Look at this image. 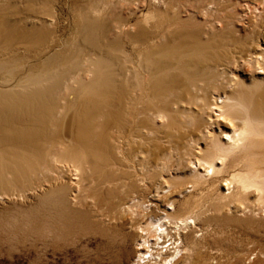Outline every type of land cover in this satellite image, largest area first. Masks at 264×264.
<instances>
[{
  "label": "bare ground",
  "instance_id": "bare-ground-1",
  "mask_svg": "<svg viewBox=\"0 0 264 264\" xmlns=\"http://www.w3.org/2000/svg\"><path fill=\"white\" fill-rule=\"evenodd\" d=\"M244 2L264 18V0ZM224 10L218 9V28L213 19L210 22L211 31L205 33L210 38L204 43H194L192 48L182 45L179 52L171 48L167 54L161 53L167 43L149 37L155 26L151 23L156 22L153 12L142 16L141 29L116 25L117 37L122 33L131 39L133 49L140 48L135 66L128 65L129 54L119 52L115 41L104 39L101 44L93 29L83 39L65 40L56 49L55 37L46 36L48 29L30 30L35 33L31 39L30 33L18 34L25 29L20 24L17 35L8 32L12 24L6 26L7 17L2 19L0 33L6 35L4 39L0 35V55H4L0 59V202L39 198L38 204L53 209L45 214L57 215L52 219L75 218L81 224L95 216L124 219L135 207L137 218L148 221L146 232L153 242L145 239L144 247L147 244L148 262L153 264H176L183 250H195L197 227L205 239L210 226L209 194L218 190L219 183L215 184L220 179L226 178L223 186L228 193L214 192L213 197L221 208L231 199L244 204L254 198L264 205V29L258 38V31L250 30L248 15L247 25L241 23L235 30L239 11L226 15ZM206 12L216 10L209 7ZM32 48L40 59L46 54L43 67L35 72H4L5 66L13 64L12 53L23 49L28 54ZM3 60H7L4 65ZM187 170L194 174L188 183L193 190L183 196L182 213L173 203V212L142 209L147 202L153 204L148 200L151 195L158 202H168L183 193L180 187L163 185L169 179L172 184L184 183L181 177ZM209 185L214 191H209ZM203 187L205 192L197 193ZM167 188V194L160 195ZM87 189L116 204L105 211H95V205L92 213L85 201L92 198L84 195ZM185 230L188 234L183 236Z\"/></svg>",
  "mask_w": 264,
  "mask_h": 264
},
{
  "label": "rangeland",
  "instance_id": "rangeland-1",
  "mask_svg": "<svg viewBox=\"0 0 264 264\" xmlns=\"http://www.w3.org/2000/svg\"><path fill=\"white\" fill-rule=\"evenodd\" d=\"M244 1L245 0H214V3L216 4L215 6L212 4L213 0H0V22L4 25L3 20L7 17L8 20H5L6 26L9 24H12L13 26V23H15L13 27L9 25L10 28L8 27V32L13 31L14 34L16 33L17 35V32L23 27L25 29L21 30V33L18 34H22L21 36L31 34V37L27 36L31 39L34 37L33 35H35V33H32L33 31L46 28L45 31L48 29L46 31V36L49 38L52 36L53 38L55 37L54 44H56H53V46H55L56 49L61 48V44L60 46L57 45L65 40L70 41L71 38L73 39L74 37H77L76 39L80 38L79 40L83 39L86 31L93 29L94 35L96 34L97 38L99 37L98 39L101 44L104 39L111 43L115 41L113 43L119 45V52L123 54V52L126 51L129 54L128 56L130 57H128L129 60H127L128 65H134L135 63L137 65V55L139 54L140 48L133 49L131 39H127L122 33L120 37H117L120 35L118 27L121 26V24L134 25L136 30L141 29L143 27L142 16L150 11L153 12L157 18L155 17L153 19L156 22L151 23L152 25H155L151 28V31L154 34L151 33V36L149 35V37L151 39L153 38L154 41L159 40L160 43H167V47L164 46L166 49L163 48L161 51V53L165 51L164 54H167L168 51H171V48L174 50L176 48V51L179 52L183 48L182 45H188L192 48L194 43H204L209 39L210 37H206L207 35H205V33L211 31L210 22L212 19L214 20L212 23L214 22L215 28H218L217 25H215L219 23L218 19L221 18L218 9L223 8L227 9L224 10L223 13L225 14L227 12L226 15L239 11L240 17L234 18L233 15L235 20L234 27L236 26L235 30H239L241 23L242 25H247L245 16L249 15L253 25V28L251 27L250 30L258 31L257 37L260 38L263 36L259 30L264 29V18L261 19V17H259L258 10H254L253 12V9L245 7ZM209 7L215 9L216 12L213 14L206 12V8ZM241 7L243 11L241 10ZM201 8L203 9L201 10ZM96 12H98V14ZM120 20L123 22L121 21V23ZM115 22L119 23V25L114 24ZM19 24L22 25L20 28ZM41 25H46L48 28L44 26L42 27ZM109 25L113 26L110 27ZM116 25L118 27L115 28ZM138 26L141 27L138 28ZM32 27H34V29ZM232 27L233 26H231L230 29ZM30 30L32 31L31 33ZM228 30H225L226 34ZM25 32L30 34H26ZM1 34L3 33H0V35ZM109 34L113 36H109ZM3 35L2 38H5L6 34ZM39 35V31H37L36 37H39ZM232 37H235V35H232ZM118 39L120 41H118ZM261 41H263L262 38ZM121 44L122 47H120ZM178 45L179 47L181 46V48H178ZM34 49L35 48H32V50L30 49V53L27 51L28 54H25L26 51L23 49L22 51H16L15 54L12 53L10 58H14L13 64H11V66H5L4 72L9 70V72H35V70H39V67H43L46 63V54L45 56L43 55L44 58L41 57V60L35 53L36 49ZM31 53L33 55H31ZM1 55L0 59L4 56L2 53ZM24 58H27L26 61ZM14 60L19 62L15 63ZM27 60H30L29 63H31L28 64ZM6 61L7 60H3L1 64L4 65V62ZM129 62L132 63L130 64ZM14 63L17 66H15ZM21 63L23 64L21 65ZM53 63L55 64L58 62L55 60ZM53 63L51 62V64ZM27 65H30V67ZM12 66L13 68L16 67V70H14ZM19 67L20 69H17ZM80 67L78 69H81ZM55 70H50V72H54ZM82 70H84L83 67ZM258 72L262 71L259 70ZM238 73L244 76V72ZM260 74V77L263 76V73ZM16 76L18 75H15L14 77ZM245 78L246 80H250L251 76L247 74ZM193 176L194 174H191L189 170H187L185 176L181 177L182 180H184V183L181 184L180 182H176L172 184L173 179L167 180L168 183L163 185V187L166 188L168 185H173L172 187L177 189L180 187L185 190L183 191L184 194H175V199L173 201L168 200V202H158L153 198V195H151L148 200H152L153 204L147 202L143 205L142 209H145V207H159L162 210L173 212L174 209L171 205L173 203L176 210L179 213H182L184 211L183 205L185 203V198L183 196H187L192 193L193 190L191 188L192 186L188 185V183L193 182ZM225 179L226 178H222L215 184L217 185L219 183V188L216 191H214L212 186L209 185V191L228 193L226 187L223 186V181ZM153 188L155 189V187ZM87 190H89V193L84 191V195L86 196L87 194L92 198L85 201L88 202L86 203L87 206H91L90 210L92 213L97 211V209L105 211L113 204H116L115 200L110 202L103 201L102 197H100V193H92L94 191L93 189L92 191H90L91 189ZM168 191V188L164 189L160 195H166ZM201 192H205L204 187L197 193ZM214 192L209 194V208H211V211H208L207 216L209 217L208 223L211 227H208V234L205 239H202L203 232L200 231L199 227H197L198 229L195 228V230H199L196 239L198 240V245L194 246V249L195 247L196 249L192 252L190 251V253L188 250H183L180 254L181 257L179 256L180 258H177L178 260L176 264H264V205L255 201L254 198L249 201L248 199L244 200V204H235L234 200L231 199L232 203H227L221 208L213 197ZM84 195L82 194L83 197ZM14 198L10 201L11 203L0 202V264H153V262H148L150 256L146 249L147 244L144 247L145 239L149 240V244L153 242V238L149 237L146 232V223L148 221L147 219H141L139 216V218H137L138 214L133 213V211L136 212L135 207L133 208V211H128L129 217H124V219H120L121 216H117L114 219L112 216H100L99 218L94 215L95 217H91V220H85L86 224L84 222L81 224L77 219V222H75V218L63 220H58L57 218L55 220L57 215L51 213L48 214L50 216L49 219H47L48 215L45 213H49L47 211H53V209H50L47 205L44 206L41 203L38 204L40 202L39 198H36L37 200L30 199L27 201L19 198H16L15 200ZM13 201H15V203H13ZM94 202L96 203L93 204ZM36 204L40 209H38ZM95 205H97V207L94 211L92 208L95 207ZM76 207L79 208L78 206ZM82 207L83 206L80 208ZM32 208H34V211H38H35L34 213ZM42 209L44 210L42 211ZM197 209L198 208H196V210ZM40 211H42V213ZM37 213H39V216ZM160 213H162L161 210ZM53 217L55 218L52 219ZM50 218L52 219V222ZM59 223L62 227L58 226ZM63 225H66L67 228ZM184 232L185 233H182L183 236L188 234L187 230ZM142 254H145L144 260L140 259Z\"/></svg>",
  "mask_w": 264,
  "mask_h": 264
}]
</instances>
